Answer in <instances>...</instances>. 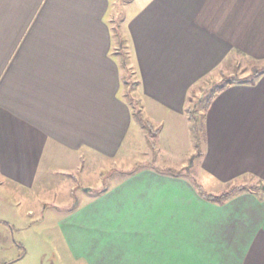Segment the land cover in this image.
Listing matches in <instances>:
<instances>
[{
  "label": "crops",
  "instance_id": "0c3cea01",
  "mask_svg": "<svg viewBox=\"0 0 264 264\" xmlns=\"http://www.w3.org/2000/svg\"><path fill=\"white\" fill-rule=\"evenodd\" d=\"M122 1L135 7L118 28L133 53L141 113L157 126L186 118L189 89L227 80L233 57L264 62V0ZM117 2L0 0V186L21 199L38 187L61 209L88 154L94 162L121 151L132 112L114 52ZM212 93L201 113L207 191L249 176L264 184V72ZM55 173L58 187L44 188ZM262 190L214 202L188 178L143 166L73 206L61 233L85 264H264Z\"/></svg>",
  "mask_w": 264,
  "mask_h": 264
},
{
  "label": "rangeland",
  "instance_id": "374dc122",
  "mask_svg": "<svg viewBox=\"0 0 264 264\" xmlns=\"http://www.w3.org/2000/svg\"><path fill=\"white\" fill-rule=\"evenodd\" d=\"M125 2L127 3L125 6H123L122 0L117 2L121 13L115 18L116 28L125 20V14L135 8L132 2ZM117 32H119L120 39L114 52L117 55L119 52H123L128 63L126 70L121 68V92L126 99L130 98L135 110L140 108L141 111L138 88L137 85L132 84L137 81V74L131 46L123 29L118 28ZM118 46L122 47L119 51ZM118 57L121 61L120 54ZM232 60L234 66L231 76H248L252 71V65L255 64V61L239 56L233 57ZM220 84L205 78L193 85L190 94L195 103L187 102L186 118L177 117L171 121L169 116H164V123L161 127L157 126L158 124L155 122L157 117L152 119L153 123L149 121L152 132L158 129V132L155 130L152 134L154 149L148 143L146 129L142 122V120L148 119L142 113L141 120L132 114L129 132L118 156L108 160L95 157L93 162L90 160L93 156L88 154L85 157L82 172L69 178L73 186V200L70 203L62 204L61 209L54 206L53 196L42 194V188L34 187L30 190L32 193L26 191L21 199L20 192L11 191L8 184H2L0 186V264H85L69 251L62 237L61 221L69 214V210L73 206L82 205L88 199L93 198L97 189L110 186L114 180L122 179L128 173L132 174L143 166L153 164L159 168L169 167L178 171L180 176L188 178L192 185L193 182L190 178L193 177L206 190L207 188L213 189L199 174L201 172L199 153L204 147V133L202 134L201 131L200 116L203 111L201 106ZM190 111L196 115V121L189 117ZM193 124H196L195 128H193ZM159 128H161L160 132ZM180 161L183 162L180 163ZM59 176L62 174L55 173L51 180L43 182L44 188L47 185L50 187L52 182L51 188L55 190L58 187L55 183L60 179ZM261 183L257 178L249 176L239 182L220 186V188H216V191L220 193L233 186H245L247 189L253 188L256 190V194H260L263 191V188L258 187ZM85 187L92 190L85 191ZM26 194H31L30 197H35L36 201H27Z\"/></svg>",
  "mask_w": 264,
  "mask_h": 264
},
{
  "label": "trees",
  "instance_id": "16d2710c",
  "mask_svg": "<svg viewBox=\"0 0 264 264\" xmlns=\"http://www.w3.org/2000/svg\"><path fill=\"white\" fill-rule=\"evenodd\" d=\"M114 34L116 36H119V32L118 31V28H114ZM120 43H122L120 41ZM122 47H119L118 46V51L121 50ZM120 54V57H121V68L122 69H127V60H126V56L123 52H119ZM118 54V55H119ZM251 73L248 75V76H244V77H241V76H230L229 79L227 80H223L221 82H217V83H221L215 90L214 92L218 91L219 89L223 88L224 86L228 85L229 83L231 82H254V80L257 78V76L261 73L264 72V62L263 63H257L255 62V64L252 65V68H251ZM132 84H135V85H138V81H135V82H132ZM192 92V87L189 89V92L187 94V98H186V101L187 102H192V103H195V101L193 102V96H191V93ZM212 96H213V93H211L205 103L201 106V109H203V111H206V109L208 108V105L212 99ZM124 99L128 102L130 108H131V112L132 114L135 116V117H138L140 120L142 119L141 117V111H140V108L136 109L135 110V107L132 105V101L130 100V98L126 99L125 98V95H124ZM187 109V107H186ZM196 115L193 113V111H190L189 113V117H191L194 121L197 120V118L195 117ZM200 119L202 120L201 121V131H202V134L204 133V115H201L200 116ZM143 125L145 126L144 128L146 129V135H147V140H148V143L150 144L151 148L154 149L155 148V144H154V140L152 139V134L155 132H158V129H155L153 132L151 131V124L148 120H142ZM196 124H193V128H195ZM160 129V128H159ZM204 135V134H203ZM152 168H154L155 170L157 171H160V172H163V173H171V175H179V172L178 171H175V170H172L171 168L169 167H161L159 168L158 166H154L153 164L152 165H148ZM189 177V176H188ZM191 181L193 182V187L195 188V190L197 191V193L202 197V198H205L207 200H210V201H214V202H224L225 200H227L229 197H231L232 195H234L235 193H240L244 190H248L247 187L245 186H233L232 188L224 191V192H220V193H213V192H209L207 191L204 186L198 182L195 178H190ZM260 181V180H259ZM262 183L259 184V188H262ZM253 189V188H251Z\"/></svg>",
  "mask_w": 264,
  "mask_h": 264
},
{
  "label": "water",
  "instance_id": "95a60500",
  "mask_svg": "<svg viewBox=\"0 0 264 264\" xmlns=\"http://www.w3.org/2000/svg\"><path fill=\"white\" fill-rule=\"evenodd\" d=\"M262 188L264 189V186H262Z\"/></svg>",
  "mask_w": 264,
  "mask_h": 264
}]
</instances>
